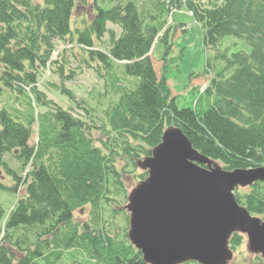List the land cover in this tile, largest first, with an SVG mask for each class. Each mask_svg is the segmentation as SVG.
I'll list each match as a JSON object with an SVG mask.
<instances>
[{"label": "trees", "instance_id": "1", "mask_svg": "<svg viewBox=\"0 0 264 264\" xmlns=\"http://www.w3.org/2000/svg\"><path fill=\"white\" fill-rule=\"evenodd\" d=\"M77 5L0 0V264H147L115 218L124 215L127 224L124 178L146 176L136 173V161L168 126L180 128L224 169L264 166V0H92L90 20L73 28ZM173 10L191 12L204 46L224 61L214 74L207 60L212 76L185 107L170 97L151 59L155 40L169 49L172 29L186 31L180 22L168 23ZM109 23L120 28L118 35ZM104 35L106 50L97 43ZM226 36L249 50L228 56L218 48ZM57 41L80 48L83 63L103 83L95 106L62 88L96 125L38 88L44 69L67 78L74 73L64 72L62 52L52 60ZM235 197L264 220V182L235 190ZM85 208L87 218L75 219ZM241 240L232 235L230 247Z\"/></svg>", "mask_w": 264, "mask_h": 264}, {"label": "water", "instance_id": "2", "mask_svg": "<svg viewBox=\"0 0 264 264\" xmlns=\"http://www.w3.org/2000/svg\"><path fill=\"white\" fill-rule=\"evenodd\" d=\"M136 164L146 176L122 209L128 214L127 238L145 263L229 264L234 234L244 235L247 251L264 260V220L234 194L264 182V166L224 169L176 126L166 127Z\"/></svg>", "mask_w": 264, "mask_h": 264}, {"label": "rangeland", "instance_id": "3", "mask_svg": "<svg viewBox=\"0 0 264 264\" xmlns=\"http://www.w3.org/2000/svg\"><path fill=\"white\" fill-rule=\"evenodd\" d=\"M91 2L92 0H77L78 5L72 16L73 28H81L84 23L90 20L92 14V9L90 7ZM186 13L188 12L181 10L174 15V19L176 21L189 23L191 25L189 30L182 32L179 29L177 31L172 29L169 36V49L166 48L160 38L154 41L151 48V59L154 69L159 78H163L165 75V83L170 90V97L175 96L176 103L179 107L190 106L191 101L194 98V93L192 92L195 91L196 93V89H200L208 84L212 75L208 73L206 74L205 72L207 60L212 64L210 72L214 74L219 72L224 64V61L221 58H214L216 54L215 50L204 46L200 25L194 23L193 19L188 17ZM172 22L175 24V21ZM107 26L108 28L113 29L116 35L119 34L120 28L118 26L110 23ZM97 43L101 44V49L106 50L109 43L108 35H104L101 41ZM56 45L57 49L52 54V60L60 57L58 51L62 52L64 58V72L70 75L68 70H72L74 73H72L70 78H67L61 76L57 71L44 69L40 72L38 77V88L55 104L65 110H70L82 119H86L82 110L76 107V103L73 102L69 96L63 94L62 88L70 91L74 96V99L77 101L83 100L87 105L95 106L97 102V94L103 91V83L98 79L94 71L83 63L80 48L75 45L64 44L61 41H57ZM218 48L222 52L226 50L228 56H230L233 52L249 50L250 47L244 44L240 39L226 36L221 40ZM228 74H230V72H225V76H228ZM86 120L95 125L96 122L99 123L97 118H95L93 122L89 119ZM92 133L94 142L97 145H100L99 138H102L101 132L95 129ZM35 140L36 133L33 132L29 144L32 145ZM12 166L16 167V164L12 162ZM139 171L142 170L138 168L136 173ZM140 180L141 179L136 178L135 175L132 176V172L127 173V176L124 178L126 197L129 191ZM4 196H6V199H9V202L6 205V207H9L12 198L9 197L8 194H5ZM125 203L126 198L122 201L121 205ZM87 212L88 208L75 211L74 218L80 221L84 220L88 216ZM125 213L127 214V212ZM124 217V215H118L115 218V221L120 227H126L128 230V220L126 224ZM232 251L233 259L229 264H264V260L260 256L250 254L247 251L246 237L244 235H242L240 244Z\"/></svg>", "mask_w": 264, "mask_h": 264}, {"label": "bare ground", "instance_id": "4", "mask_svg": "<svg viewBox=\"0 0 264 264\" xmlns=\"http://www.w3.org/2000/svg\"><path fill=\"white\" fill-rule=\"evenodd\" d=\"M218 162V161H217Z\"/></svg>", "mask_w": 264, "mask_h": 264}]
</instances>
